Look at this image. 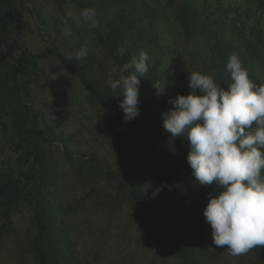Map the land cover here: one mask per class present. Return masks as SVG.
Returning a JSON list of instances; mask_svg holds the SVG:
<instances>
[{
    "label": "trees",
    "instance_id": "16d2710c",
    "mask_svg": "<svg viewBox=\"0 0 264 264\" xmlns=\"http://www.w3.org/2000/svg\"><path fill=\"white\" fill-rule=\"evenodd\" d=\"M50 1L66 12L95 9L97 26L82 22L103 58L98 70L69 60L85 48L73 35L63 33L62 42L41 53L28 48L31 18L43 21ZM40 2L45 5L37 7ZM141 52L150 61L140 78L139 115L125 121L122 89L107 82L119 79L122 66ZM233 53L249 78L264 84V0H0V251L17 233L14 216L27 212L22 252L36 264H101L114 234L109 239L128 234L129 244L147 247L152 264L159 257L164 264H264V246L233 256L227 246L214 245L203 211L222 189L197 183L187 163L188 140L163 128L162 113L173 107L169 99L191 91L189 73L210 75L227 90ZM46 56L65 67L113 126V164L72 152L68 138L42 124L33 85ZM74 192L81 193L77 206L84 193L103 218L100 234L93 229L97 218L83 221L90 253L73 240L72 207L65 200Z\"/></svg>",
    "mask_w": 264,
    "mask_h": 264
},
{
    "label": "clouds",
    "instance_id": "9594fccd",
    "mask_svg": "<svg viewBox=\"0 0 264 264\" xmlns=\"http://www.w3.org/2000/svg\"><path fill=\"white\" fill-rule=\"evenodd\" d=\"M80 17L91 28L98 24L95 9H83ZM65 35H71L70 30L65 29ZM118 52L122 55L124 49ZM87 54L82 48L69 60L80 61ZM149 61L141 52L138 60L122 66L119 79L107 82L113 90L122 89L119 107L125 121L139 115L140 78L148 73ZM226 68L233 81L227 90L210 75L189 73L190 93L170 98L173 107L162 116L171 137L188 140L187 163L197 183L215 182L222 189L209 198L203 215L214 245L227 246L231 255L239 256L264 246V84L249 78L235 53Z\"/></svg>",
    "mask_w": 264,
    "mask_h": 264
},
{
    "label": "rangeland",
    "instance_id": "374dc122",
    "mask_svg": "<svg viewBox=\"0 0 264 264\" xmlns=\"http://www.w3.org/2000/svg\"><path fill=\"white\" fill-rule=\"evenodd\" d=\"M47 2L45 3L47 5L42 2L36 4V6L45 5L43 6L45 8L44 16L43 21L40 20L39 15L31 18L33 33L29 35L28 48L34 53L47 51L48 48L62 42L63 33L67 29L70 30L73 37H78L85 42L88 54L81 60L92 69L98 70L103 58L86 36L79 12L61 11L53 6L51 1ZM36 13L38 14V11ZM33 95L42 124L50 127L55 134L68 138L69 149L72 152L94 154L110 164L114 163L115 130L113 126L105 120L98 107L69 75L65 67L52 56H46L40 63L39 77L33 85ZM83 196L85 200L81 207L77 206L79 203L77 201H80L78 198L81 197L80 192L70 195L68 193L65 200V204L72 207V210L68 212V218L71 224L75 225L73 240L78 250H86L87 247L84 246V233L87 225L86 227L82 225L83 221L97 218L96 222L93 221L96 225L93 226L95 231L100 226V219H103L95 216L98 212L93 211V204L84 193ZM88 213L92 215L90 216ZM14 217L17 233L10 237L3 250L0 251V264H22V258L26 259L25 264H36L30 254L23 255L22 252L25 251L23 249L25 245L22 243L24 235L30 227V215L27 212H22ZM98 230L100 234L101 229L98 228ZM117 235L114 234L109 238ZM109 238L107 242L108 254L105 260L100 258L101 264H152L154 262L152 261L153 252L147 251V247L142 244H129L128 234L115 241ZM90 251L91 247L89 246L86 252L90 253ZM159 258V264H164L163 259ZM169 263L173 264V262Z\"/></svg>",
    "mask_w": 264,
    "mask_h": 264
}]
</instances>
